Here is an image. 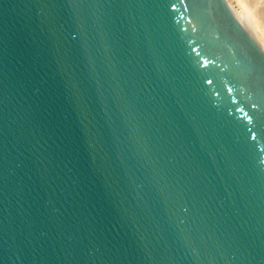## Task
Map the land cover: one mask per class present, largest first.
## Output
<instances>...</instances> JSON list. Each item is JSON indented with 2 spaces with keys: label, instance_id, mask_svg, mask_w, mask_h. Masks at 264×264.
<instances>
[{
  "label": "water",
  "instance_id": "obj_1",
  "mask_svg": "<svg viewBox=\"0 0 264 264\" xmlns=\"http://www.w3.org/2000/svg\"><path fill=\"white\" fill-rule=\"evenodd\" d=\"M0 264H264V55L225 0H0Z\"/></svg>",
  "mask_w": 264,
  "mask_h": 264
},
{
  "label": "bare ground",
  "instance_id": "obj_2",
  "mask_svg": "<svg viewBox=\"0 0 264 264\" xmlns=\"http://www.w3.org/2000/svg\"><path fill=\"white\" fill-rule=\"evenodd\" d=\"M225 2L264 55V0H237L239 12H235L227 0Z\"/></svg>",
  "mask_w": 264,
  "mask_h": 264
},
{
  "label": "rangeland",
  "instance_id": "obj_3",
  "mask_svg": "<svg viewBox=\"0 0 264 264\" xmlns=\"http://www.w3.org/2000/svg\"><path fill=\"white\" fill-rule=\"evenodd\" d=\"M235 12H239L237 0H227Z\"/></svg>",
  "mask_w": 264,
  "mask_h": 264
}]
</instances>
